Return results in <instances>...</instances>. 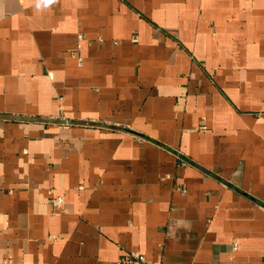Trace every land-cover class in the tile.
<instances>
[{"label": "crops", "instance_id": "crops-1", "mask_svg": "<svg viewBox=\"0 0 264 264\" xmlns=\"http://www.w3.org/2000/svg\"><path fill=\"white\" fill-rule=\"evenodd\" d=\"M131 251L264 264V0H0V264Z\"/></svg>", "mask_w": 264, "mask_h": 264}, {"label": "built area", "instance_id": "built-area-1", "mask_svg": "<svg viewBox=\"0 0 264 264\" xmlns=\"http://www.w3.org/2000/svg\"><path fill=\"white\" fill-rule=\"evenodd\" d=\"M61 203L60 197L54 199V205L57 207ZM122 264H146L145 258L143 255L138 254L137 252L131 251L125 254L121 258Z\"/></svg>", "mask_w": 264, "mask_h": 264}]
</instances>
